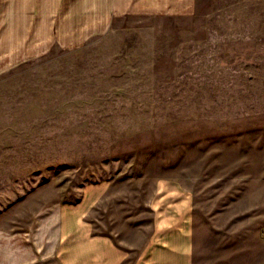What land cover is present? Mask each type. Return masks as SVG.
Returning <instances> with one entry per match:
<instances>
[{
	"label": "rangeland",
	"instance_id": "rangeland-1",
	"mask_svg": "<svg viewBox=\"0 0 264 264\" xmlns=\"http://www.w3.org/2000/svg\"><path fill=\"white\" fill-rule=\"evenodd\" d=\"M59 203L128 264L183 210L192 264H264V0L124 17L0 68V236Z\"/></svg>",
	"mask_w": 264,
	"mask_h": 264
},
{
	"label": "crops",
	"instance_id": "crops-1",
	"mask_svg": "<svg viewBox=\"0 0 264 264\" xmlns=\"http://www.w3.org/2000/svg\"><path fill=\"white\" fill-rule=\"evenodd\" d=\"M197 0H0V68L27 63L49 47L73 49L134 16L194 14ZM59 203L23 232L0 236V264H128L111 237L80 228L79 214ZM178 228L154 229L131 264H192L188 212Z\"/></svg>",
	"mask_w": 264,
	"mask_h": 264
}]
</instances>
